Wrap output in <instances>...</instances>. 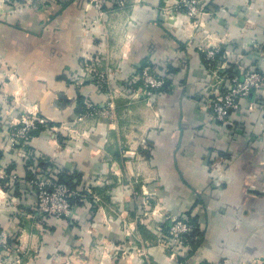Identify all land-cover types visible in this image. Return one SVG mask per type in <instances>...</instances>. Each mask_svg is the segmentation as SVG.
Instances as JSON below:
<instances>
[{"label": "crops", "instance_id": "1", "mask_svg": "<svg viewBox=\"0 0 264 264\" xmlns=\"http://www.w3.org/2000/svg\"><path fill=\"white\" fill-rule=\"evenodd\" d=\"M175 2L105 4L103 18L87 0L0 2V229L18 237L21 264H264V94L242 99L231 122L215 120L201 52L218 45L231 67L264 73V0H212L204 29L164 15ZM89 55L107 73L103 89L82 68ZM147 63L167 84L135 99L122 85ZM110 93V116L76 120L84 97L102 109ZM31 113L47 124L21 157L9 137ZM34 156L78 174L76 187L100 197L96 210L86 198L41 219L26 178ZM185 213L201 237L171 258L157 227Z\"/></svg>", "mask_w": 264, "mask_h": 264}, {"label": "built area", "instance_id": "2", "mask_svg": "<svg viewBox=\"0 0 264 264\" xmlns=\"http://www.w3.org/2000/svg\"><path fill=\"white\" fill-rule=\"evenodd\" d=\"M127 0H87L89 6L94 7L99 17L106 16L105 4L113 8H121L126 5ZM212 0H176L172 5H167L163 14L168 18L176 17L177 13H183L190 19L192 25L199 29L205 28V19L210 14L207 8ZM201 52L205 59L212 65L214 81L208 83L209 90L203 96L206 108H209L215 120L228 123L232 121V115L240 111L241 100L251 98L253 92L262 91L264 94V73L255 69H245L238 64L229 65V51L221 49L220 46H202ZM220 53V55H218ZM218 55V56H217ZM99 58L97 56H85L82 60V68L85 75L93 79L94 83L103 89L109 84L107 73L99 68ZM155 68L150 64L140 67L136 75H132L123 85V90H130L135 99L151 98L162 92L166 85V79L155 73ZM141 81L137 87H132L136 82ZM82 79L77 80L76 84H81ZM108 86V85H107ZM125 88V89H124ZM118 91V89H115ZM110 92V91H109ZM247 102V108L253 110L257 102L261 103L262 98L256 97ZM102 109H99L90 97L83 98L84 112L76 118L81 121L86 117L100 115L110 116L113 109V95L110 93ZM19 126L11 132L9 139L14 144L20 146V156L26 157L27 151L22 148L31 137V131L38 125H46V120L34 113L22 114L19 118ZM34 166H31L33 177L27 179L31 185V190L35 195L34 210L41 219L48 216L64 217L68 216L76 206V200H85V193H92L90 188L81 189L70 187L60 181L58 170L53 164L36 168V156L33 157ZM6 175L2 163H0V177ZM94 202L101 201L100 197L92 193ZM168 222L167 231H163L160 225L157 228L162 231L159 235V243L166 248L170 257H177L183 250L188 249V238L186 235L191 231L192 225L185 215L167 216L162 220V224ZM21 253L23 249L19 244L16 235L0 229V262L7 261L13 264H21Z\"/></svg>", "mask_w": 264, "mask_h": 264}, {"label": "trees", "instance_id": "3", "mask_svg": "<svg viewBox=\"0 0 264 264\" xmlns=\"http://www.w3.org/2000/svg\"><path fill=\"white\" fill-rule=\"evenodd\" d=\"M218 55H220V53ZM204 59H205V57H204ZM205 61H206V63L208 62V60H206V59H205ZM139 84H141V81H138L137 83H135L134 85H132V87L138 86ZM164 89H165V86L163 87L162 90H164ZM79 101H81V98H79ZM80 110H83V105H80ZM41 127H43V126L42 125H38V127H36V129H33L31 131V134L36 135L37 132L39 131V129H41ZM29 160L30 161H28L26 163L27 164V176H26L27 179L33 177V174H34V173H32V170H31V166H34V163H33L34 158L32 157ZM36 161H37L36 162V168H39V167H42V166H45V165L49 164V161H47L46 159L37 158ZM29 164H32V165H29ZM55 168L58 170V174H59L60 181L66 183L67 185H69L72 188L76 187V184L79 181L78 174L73 173V174H70L69 175V174L66 173V171L64 169H59L56 166H55ZM93 191H95L94 188H93ZM85 195H86V197L88 199L93 200L92 199V193H87L86 192ZM76 202H77V204H80L81 203V200H78L77 199ZM101 202L100 201L99 202H93V208H91V209L92 210H96V208L98 207V205ZM185 216L189 219V221H190V223L192 225L191 231L186 235V238H188L189 248L191 250L192 246L194 247L195 244H196V242L198 241V239L201 237V232L199 230V225H198L197 219L195 217L191 216L190 214H187V213H185ZM168 225H169L168 222H164L162 224V227H163V230L164 231H167ZM190 250L187 249V251H190Z\"/></svg>", "mask_w": 264, "mask_h": 264}, {"label": "rangeland", "instance_id": "4", "mask_svg": "<svg viewBox=\"0 0 264 264\" xmlns=\"http://www.w3.org/2000/svg\"><path fill=\"white\" fill-rule=\"evenodd\" d=\"M22 1L23 2H27V1L32 2V0H0L1 3H6V4H13L15 2H22ZM44 1H47V0H44Z\"/></svg>", "mask_w": 264, "mask_h": 264}]
</instances>
